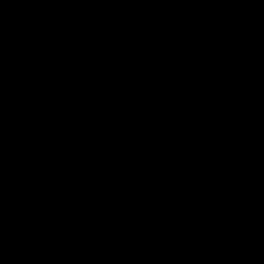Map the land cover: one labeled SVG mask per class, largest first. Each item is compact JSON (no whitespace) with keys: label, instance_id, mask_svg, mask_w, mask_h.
<instances>
[{"label":"water","instance_id":"obj_1","mask_svg":"<svg viewBox=\"0 0 264 264\" xmlns=\"http://www.w3.org/2000/svg\"><path fill=\"white\" fill-rule=\"evenodd\" d=\"M0 104L264 161V0H0Z\"/></svg>","mask_w":264,"mask_h":264}]
</instances>
